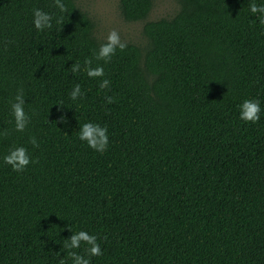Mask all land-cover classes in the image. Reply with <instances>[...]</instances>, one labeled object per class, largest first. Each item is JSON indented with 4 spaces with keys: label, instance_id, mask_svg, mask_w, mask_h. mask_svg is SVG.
Wrapping results in <instances>:
<instances>
[{
    "label": "trees",
    "instance_id": "obj_1",
    "mask_svg": "<svg viewBox=\"0 0 264 264\" xmlns=\"http://www.w3.org/2000/svg\"><path fill=\"white\" fill-rule=\"evenodd\" d=\"M63 2L0 0V264H58L79 230L103 252L90 264H264V24L248 7L264 0H175L153 20L154 0H118L144 43L107 63L93 58L94 18ZM35 8L51 29L34 27ZM85 58L105 76L72 74ZM245 99L260 101L256 123L240 119ZM85 122L107 127L103 154L78 138ZM16 146L38 162L14 171L3 157Z\"/></svg>",
    "mask_w": 264,
    "mask_h": 264
},
{
    "label": "clouds",
    "instance_id": "obj_2",
    "mask_svg": "<svg viewBox=\"0 0 264 264\" xmlns=\"http://www.w3.org/2000/svg\"><path fill=\"white\" fill-rule=\"evenodd\" d=\"M53 6L57 8L60 12H66L67 8L63 0H53ZM249 11L253 14H258L260 23L264 24V4H257L252 2L249 4ZM53 16L48 12L35 8L33 9V25L38 31L45 29H51L53 24ZM57 23L62 21L57 20ZM127 47V42L121 39L120 32L112 28L108 31L106 37L104 38V43L99 46L98 51L94 54L95 60H102L105 63L109 62L112 57L116 54L117 49L123 51ZM93 58H85L83 68L80 62H74L71 64L70 69L72 74L84 71L90 78H102L105 76L104 68L102 65L92 66ZM110 82L108 79H101L99 83L100 89H108ZM84 93L81 90L80 84H75L72 91L69 93L71 100L75 101L78 98H82ZM107 103H113L114 97L108 96ZM63 102H60L62 106ZM25 97L23 89L19 90L14 97V102H11V112L14 118L15 130L18 132H23L29 121L30 117L26 114L25 109ZM63 107V106H62ZM261 105L258 99H245L239 105V116L240 119L245 122L256 123L260 120ZM60 121L66 123L67 120L64 116L60 117ZM8 133L5 132L4 136ZM78 138L81 141L87 143V145L103 154L109 145L108 129L106 126H102L99 123L85 122L83 123L78 132ZM29 143L33 147H39V143L35 137H31ZM6 164L10 165L14 171L22 172L30 163H35L24 146H16L9 150L8 154L3 157ZM86 245L84 255L80 254L74 249H79L81 244ZM65 249L68 250L67 259L61 258L58 264H90V258L93 256H101L103 254L100 244L98 243V238L94 234H90L85 230H79L77 232H72V235L67 238L64 243Z\"/></svg>",
    "mask_w": 264,
    "mask_h": 264
},
{
    "label": "rangeland",
    "instance_id": "obj_3",
    "mask_svg": "<svg viewBox=\"0 0 264 264\" xmlns=\"http://www.w3.org/2000/svg\"><path fill=\"white\" fill-rule=\"evenodd\" d=\"M77 3L87 10L96 22L95 34L99 39L106 37L112 28L120 32L123 41L143 44L141 35L143 21H126L123 19L118 0H76ZM177 8L175 0H154L147 20L170 16Z\"/></svg>",
    "mask_w": 264,
    "mask_h": 264
}]
</instances>
